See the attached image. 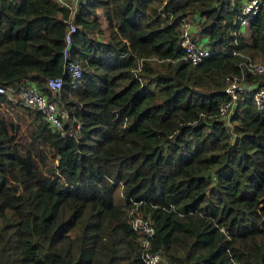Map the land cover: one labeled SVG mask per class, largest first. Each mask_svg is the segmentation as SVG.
<instances>
[{
  "label": "trees",
  "instance_id": "obj_1",
  "mask_svg": "<svg viewBox=\"0 0 264 264\" xmlns=\"http://www.w3.org/2000/svg\"><path fill=\"white\" fill-rule=\"evenodd\" d=\"M244 1L77 0L71 13L59 0H0V85L33 83L66 114L52 128L0 92V109L21 108L18 123L0 110V264H144L135 211L166 264H264V110L252 87L218 111L237 52L264 63V0L247 38ZM189 13L210 49L195 63L179 43ZM67 59L81 67L75 84ZM46 76L61 77L57 90Z\"/></svg>",
  "mask_w": 264,
  "mask_h": 264
},
{
  "label": "built area",
  "instance_id": "obj_2",
  "mask_svg": "<svg viewBox=\"0 0 264 264\" xmlns=\"http://www.w3.org/2000/svg\"><path fill=\"white\" fill-rule=\"evenodd\" d=\"M71 10L70 5L64 2ZM263 2L260 0H246L240 7L238 16L239 31L242 33V29L247 26L249 18L256 13L259 6ZM187 17V16H186ZM185 17V18H186ZM181 19L179 23V43L183 49L182 58L189 60L192 63L200 61L203 57H206L210 49L204 44L202 40H194L191 34V27L189 22L185 19ZM68 27L64 33V47L62 49L63 56L68 55L67 43L69 42V33L74 28L72 22L67 21ZM264 25V18H263ZM204 40V39H203ZM235 52V51H233ZM241 58L239 65H241V72L239 75H226L225 85L223 91L228 95L229 100L221 102L218 106L219 114L223 117H227L228 112L232 109V104L236 98L237 93L243 90H252V98L255 103V107L258 110H264V85H257L252 81L244 80L242 70H247L249 73H261L264 74V63L258 59H251L248 55L240 53ZM65 71L70 76V81L75 84L81 76V67L76 59H67L65 63ZM61 84V77L59 76H46L45 85L51 90L55 91ZM0 92L14 101H18L23 105L34 107L38 109L47 124L52 128L62 127V118H66L65 110L59 107L55 100L48 98L45 92L38 90L33 83H28L21 90L15 91V87L10 84L0 85ZM133 211V208L129 209V212ZM131 228L136 231L138 245L140 247V260L144 264H157L163 256V252L157 249H151L150 239L153 235L154 226L148 216L142 215L140 212L135 211L129 218ZM238 264V263H235Z\"/></svg>",
  "mask_w": 264,
  "mask_h": 264
},
{
  "label": "rangeland",
  "instance_id": "obj_3",
  "mask_svg": "<svg viewBox=\"0 0 264 264\" xmlns=\"http://www.w3.org/2000/svg\"><path fill=\"white\" fill-rule=\"evenodd\" d=\"M61 3H67L68 5H70L71 7V10L74 11L76 9V6H77V0H59ZM96 12H99L100 11V7L97 6L96 7ZM195 13H189L188 16L185 18L188 22H189V25L191 27V34H193L196 30V21L199 19V17L196 15ZM100 17V22H101V26L102 28H105V21L103 20L102 16H99ZM94 36H98L96 33L92 34ZM242 35L247 38L248 37V29L247 27H244L242 29ZM1 113L4 114L5 116H7V118L11 119L12 121H14L15 123H18V119L16 118V115H15V111L17 110H21V108L18 106V105H13V104H9V105H4L2 104L1 106ZM66 119V118H65ZM27 120H24V123H21L19 122L20 124V129L18 130V137L20 138L21 135H26L27 131H26V125H25V122ZM161 263L163 264H166V260L164 258V255L162 256V259L160 260ZM170 264H174V263H170Z\"/></svg>",
  "mask_w": 264,
  "mask_h": 264
},
{
  "label": "water",
  "instance_id": "obj_4",
  "mask_svg": "<svg viewBox=\"0 0 264 264\" xmlns=\"http://www.w3.org/2000/svg\"><path fill=\"white\" fill-rule=\"evenodd\" d=\"M235 101V100H234ZM234 106V102H233V104H232V107Z\"/></svg>",
  "mask_w": 264,
  "mask_h": 264
}]
</instances>
